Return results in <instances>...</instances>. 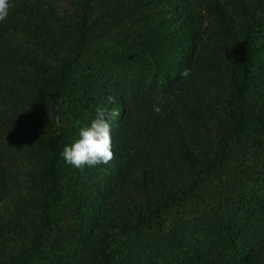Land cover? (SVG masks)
<instances>
[{"label": "trees", "instance_id": "1", "mask_svg": "<svg viewBox=\"0 0 264 264\" xmlns=\"http://www.w3.org/2000/svg\"><path fill=\"white\" fill-rule=\"evenodd\" d=\"M11 3L0 264H264V0ZM109 95L113 159L66 165Z\"/></svg>", "mask_w": 264, "mask_h": 264}, {"label": "clouds", "instance_id": "2", "mask_svg": "<svg viewBox=\"0 0 264 264\" xmlns=\"http://www.w3.org/2000/svg\"><path fill=\"white\" fill-rule=\"evenodd\" d=\"M11 7V0H0V23L7 20ZM180 75L188 76L189 69H183ZM113 103L115 97L109 95L105 102L97 104L89 124L79 129L78 138L63 146L60 156L66 165L82 168L110 163L114 157L111 124L120 115L119 110L110 107ZM153 111L159 114L161 108L153 105Z\"/></svg>", "mask_w": 264, "mask_h": 264}, {"label": "rangeland", "instance_id": "3", "mask_svg": "<svg viewBox=\"0 0 264 264\" xmlns=\"http://www.w3.org/2000/svg\"><path fill=\"white\" fill-rule=\"evenodd\" d=\"M109 52H111L110 50H108ZM174 226H167V228H166V230H169L170 228H173ZM149 233H148V235H147V237L149 238V239H151L150 237L152 236V235H156V233H157V230L156 229H151V230H149L148 231ZM74 249H75V247H73ZM70 252V254H72L73 253V249L72 250H70L69 251Z\"/></svg>", "mask_w": 264, "mask_h": 264}]
</instances>
